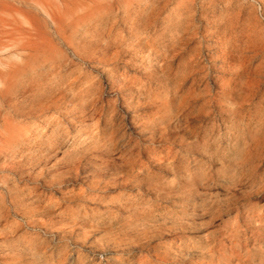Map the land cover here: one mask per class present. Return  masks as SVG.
Segmentation results:
<instances>
[{
    "label": "rangeland",
    "instance_id": "obj_1",
    "mask_svg": "<svg viewBox=\"0 0 264 264\" xmlns=\"http://www.w3.org/2000/svg\"><path fill=\"white\" fill-rule=\"evenodd\" d=\"M0 264H264V0H0Z\"/></svg>",
    "mask_w": 264,
    "mask_h": 264
},
{
    "label": "bare ground",
    "instance_id": "obj_2",
    "mask_svg": "<svg viewBox=\"0 0 264 264\" xmlns=\"http://www.w3.org/2000/svg\"><path fill=\"white\" fill-rule=\"evenodd\" d=\"M143 167V166H142ZM134 176H139V175H134ZM143 180H145L146 182H148V180H147V178H144ZM151 183V182H150ZM168 190H169V195H174L175 197H177V196H180L181 195V190L180 191H176V190H172V189H169L168 188ZM184 192V191H183ZM188 192H190V191H188ZM197 192V191H196ZM195 193V192H194ZM192 195V194H191ZM195 195V194H194ZM186 196V195H185ZM189 199V198H188ZM192 199V198H191ZM182 204V203H181ZM181 204L179 205V207H181ZM184 207V206H183ZM195 207V206H194ZM177 208V207H176ZM182 208V207H181ZM180 208V209H181ZM193 208V207H192ZM176 215H178V214H176ZM173 218V217H172ZM177 218H179V217H177ZM175 219V218H174ZM182 219V218H181ZM206 242V241H205ZM193 246H195V245H193Z\"/></svg>",
    "mask_w": 264,
    "mask_h": 264
}]
</instances>
